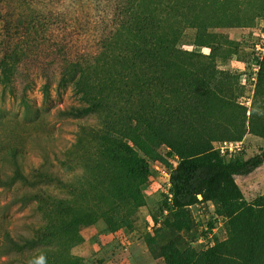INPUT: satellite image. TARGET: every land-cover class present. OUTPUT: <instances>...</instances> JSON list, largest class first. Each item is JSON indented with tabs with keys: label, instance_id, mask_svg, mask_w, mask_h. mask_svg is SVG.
Listing matches in <instances>:
<instances>
[{
	"label": "trees",
	"instance_id": "1",
	"mask_svg": "<svg viewBox=\"0 0 264 264\" xmlns=\"http://www.w3.org/2000/svg\"><path fill=\"white\" fill-rule=\"evenodd\" d=\"M30 1L0 3L7 5L11 17L17 16L18 25L26 26L23 14ZM256 1L114 0L111 25L99 34L95 51L82 49L78 52L82 54L68 61L61 72L59 85L72 86L80 104L58 113L63 117L98 118L99 128H84L89 144L82 141L79 147L87 151L85 147L91 145L88 153L96 158L93 171L100 175L95 185L100 189V204L124 203L138 194L139 185L152 173L148 159H164L161 148H167V156L176 160L175 166L169 168L172 203H166V211L172 213L173 219L167 218L166 224L177 231L191 230L193 217L189 209L202 201L199 196L215 194L216 218L199 238H207L219 223V229L228 226L230 236L217 242L214 235L215 241L203 245L198 256L170 243L162 252L167 264H264V204L249 203L236 181L238 176L249 175L254 163L227 160L228 155L214 145L216 141L243 142L246 125L234 134L229 128L220 132L225 87L211 85L191 70L198 53L181 45L186 31L197 29L195 46L208 47L212 54L222 49L218 40L215 43L219 35L210 29L252 26L258 16L251 15L249 9ZM259 2L263 3L264 16V0ZM21 57L12 50L0 60V84L4 87L13 85ZM259 68L261 77L264 59ZM49 92V84H45V97ZM260 111L264 115V109ZM253 125L252 133L264 135V125ZM135 150L143 156L132 154ZM6 153L15 169L6 175V181L0 166V187H31L25 199L36 201L44 216L52 207L60 229L41 231L35 239L23 237L18 241L8 236L9 251L31 253L44 241H50L53 244L40 249L25 264H81L70 249L75 239L80 241L75 233L79 223L86 226L94 221L93 210L76 209V218V210L65 205V198L47 189H66V181L41 168L36 169L33 179L34 172L27 174L19 166L17 148L10 147ZM65 220L69 223L65 230L69 238L56 243L64 234ZM48 227L47 222L45 230ZM147 244L153 247L154 240L149 237ZM38 253H42L41 259Z\"/></svg>",
	"mask_w": 264,
	"mask_h": 264
},
{
	"label": "rangeland",
	"instance_id": "2",
	"mask_svg": "<svg viewBox=\"0 0 264 264\" xmlns=\"http://www.w3.org/2000/svg\"><path fill=\"white\" fill-rule=\"evenodd\" d=\"M113 2L31 0L23 14L26 26L18 25L17 16L11 17L7 5L0 3V60L12 50L22 56L13 85L0 84L2 175L6 178L15 169L6 153L8 148L15 147L19 166L27 174L35 173L31 178L35 179L36 169L52 171L66 181L67 186L63 190L48 186L49 191L65 198V205L75 210H93L94 221L86 226L79 223L75 233L80 241L75 239L70 249L81 264H167L162 252L170 243L198 256L205 245L199 236L208 230L217 215L215 194L207 192L198 205L189 209L193 217L191 230L177 231L166 224L167 218L173 219L172 213L165 211L171 193L169 168L175 166L176 160L167 156V148H161L164 159H148L152 173L139 185L138 194L124 203L103 201L100 204V189L95 188L100 175L93 171L96 158L88 153L91 145L85 147L87 151L79 147L82 141L88 143L86 126L100 127L98 118L79 119L58 113L80 104L72 86L59 85L61 72L68 61L82 54L78 53L82 49L95 51L99 34L111 25ZM249 13L258 16L252 26L210 29L219 35L215 43L218 40L223 46L213 54L208 47L194 45L197 29H188L181 45L198 53L190 65L191 70L211 85L225 87L220 132L229 128L234 134L246 125L247 132L241 139L243 152L228 155L226 159L253 161L251 173L236 177V181L249 203L264 204V135L252 133L251 128L253 124L264 125L260 111L264 109V75L259 77L258 74L259 63L264 59L263 3L256 1ZM28 24L31 27H27ZM45 84L50 88L48 97L44 94ZM220 142L214 143L216 149ZM132 154L143 156L137 150ZM21 185L14 189L0 187V264L30 263L31 256L53 244L44 241L31 253L19 254L9 251L8 236L20 241L23 237L35 239L41 231L60 230L53 208L44 216L36 201L25 199V193L29 194L32 188ZM76 213L77 218V210ZM47 222L49 227L45 230ZM68 224V220L62 224L64 234L56 243L69 238L65 231ZM218 226L220 223L216 227V241L223 242L230 236L229 228L223 225L219 229ZM149 237L154 240L153 247L147 244ZM38 254L41 259L42 253Z\"/></svg>",
	"mask_w": 264,
	"mask_h": 264
},
{
	"label": "built area",
	"instance_id": "3",
	"mask_svg": "<svg viewBox=\"0 0 264 264\" xmlns=\"http://www.w3.org/2000/svg\"><path fill=\"white\" fill-rule=\"evenodd\" d=\"M218 150L224 154V155H235V154H240L243 150H244V142H231V141H225L222 144H220ZM157 168H159V166L157 165ZM169 187H171V183H170V175H169ZM172 188V187H171ZM172 198H173V194L172 192L169 194L168 197V201L170 203H172ZM200 199H202L201 196H199ZM165 213H167V211H165ZM221 225V224H220ZM217 228H215L211 233H209L207 238L202 237L201 238V243L207 245H210L213 243L214 240V235H216L217 233Z\"/></svg>",
	"mask_w": 264,
	"mask_h": 264
}]
</instances>
